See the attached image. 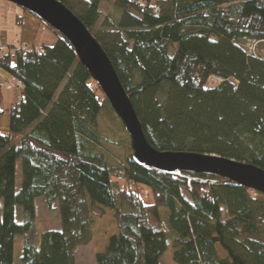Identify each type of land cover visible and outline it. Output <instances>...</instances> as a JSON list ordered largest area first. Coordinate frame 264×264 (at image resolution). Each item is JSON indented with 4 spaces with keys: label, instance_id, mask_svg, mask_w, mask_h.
Listing matches in <instances>:
<instances>
[{
    "label": "trees",
    "instance_id": "16d2710c",
    "mask_svg": "<svg viewBox=\"0 0 264 264\" xmlns=\"http://www.w3.org/2000/svg\"><path fill=\"white\" fill-rule=\"evenodd\" d=\"M57 1L107 55L151 147L264 171V58L240 46L264 44V0ZM102 2L120 17L105 16L94 33ZM39 23L56 36L52 46L39 54L5 45L0 54V74L21 83L0 130V264H13L17 234L22 264H75L92 217L105 210L117 232L94 264H162L167 252L172 264H264V195L219 177L165 175L131 157L111 165L96 150L97 121L114 112L70 44ZM211 78L220 83L208 87ZM37 198L58 208L61 222L38 244L30 230Z\"/></svg>",
    "mask_w": 264,
    "mask_h": 264
},
{
    "label": "water",
    "instance_id": "95a60500",
    "mask_svg": "<svg viewBox=\"0 0 264 264\" xmlns=\"http://www.w3.org/2000/svg\"><path fill=\"white\" fill-rule=\"evenodd\" d=\"M46 24L73 48L130 138L132 160L169 176L219 177L264 195V171L252 165L193 153L159 152L146 140L137 114L107 55L83 23L57 0H5Z\"/></svg>",
    "mask_w": 264,
    "mask_h": 264
},
{
    "label": "rangeland",
    "instance_id": "374dc122",
    "mask_svg": "<svg viewBox=\"0 0 264 264\" xmlns=\"http://www.w3.org/2000/svg\"><path fill=\"white\" fill-rule=\"evenodd\" d=\"M100 18L94 29L96 33L102 26L105 16L112 17L117 21L120 17V13L116 10L111 3L102 2L100 5ZM15 14L22 15L26 14L21 9L15 5L5 1L0 0V44L10 45L14 44V47L18 46H29V45H19L20 44V26L16 23ZM56 42V36L42 24L35 35L33 47H39L40 45L52 46ZM242 49L246 52H250L253 56H262L264 58V44L260 46L256 45H245L240 43ZM253 52V53H252ZM256 54V55H255ZM208 81V87H214L217 85V81ZM62 84L57 92L60 93ZM2 102L1 110L4 112L2 114L3 118H6L8 123V109L15 102L18 92L16 91H6L2 90ZM97 129L100 135V143L96 150L105 157L108 158L111 165H116L117 163H124L127 158L132 157L133 152L131 149V142L129 136L126 134L124 127L120 120L114 113H109L108 111H103L97 121ZM121 189H126L127 185L124 182H118ZM15 186L18 191L21 187V172H20V162L17 161L16 164V178ZM144 197L145 192L143 193ZM147 195V193H146ZM148 203L149 198L145 199ZM58 206V203H57ZM160 218H164L166 212L163 210L159 211ZM16 221L22 224V211L19 207L15 210ZM91 226V242L88 246L77 249L75 254V264H94L95 256L101 252L108 239L116 234V221L114 218V211L105 210V215L103 218L98 219L92 217ZM31 232L36 235L37 244L40 242V236L45 231H59L61 230V222L58 208L55 211H50L46 208L45 201L43 198H37L34 203V219L31 227ZM23 235L17 234L14 237V248H13V264H22L23 255ZM170 253L167 254L162 259V264H172Z\"/></svg>",
    "mask_w": 264,
    "mask_h": 264
},
{
    "label": "crops",
    "instance_id": "0c3cea01",
    "mask_svg": "<svg viewBox=\"0 0 264 264\" xmlns=\"http://www.w3.org/2000/svg\"><path fill=\"white\" fill-rule=\"evenodd\" d=\"M16 16V23L18 26H20V44L19 45H29V46H35L34 40L35 35L38 32V29L40 28L41 24L38 20L30 16L29 14H22ZM9 45V44H8ZM14 45V44H10ZM42 46V45H40ZM0 117V130L2 132H6L8 129V123L6 121V118H3V120Z\"/></svg>",
    "mask_w": 264,
    "mask_h": 264
},
{
    "label": "built area",
    "instance_id": "2783aa9c",
    "mask_svg": "<svg viewBox=\"0 0 264 264\" xmlns=\"http://www.w3.org/2000/svg\"><path fill=\"white\" fill-rule=\"evenodd\" d=\"M155 11H157V9H155ZM7 50V46L0 44V54H3L5 51ZM13 51L17 52V51H25V52H31V51H35L36 53H43V48L40 47H33V46H18L15 47L13 49ZM253 53V52H252ZM0 78L2 79V81L0 82V89L1 90H6V91H18L20 90L21 87V83L17 80H15L14 78L11 77H6L0 74ZM213 79L212 81H217V83H220V80L215 79V78H211ZM215 81V82H216ZM87 88H92V84H88ZM145 196H146V192H145Z\"/></svg>",
    "mask_w": 264,
    "mask_h": 264
}]
</instances>
